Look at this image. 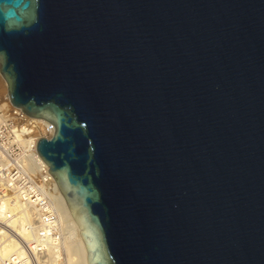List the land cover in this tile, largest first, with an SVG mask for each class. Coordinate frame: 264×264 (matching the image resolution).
I'll return each mask as SVG.
<instances>
[{
	"label": "water",
	"instance_id": "1",
	"mask_svg": "<svg viewBox=\"0 0 264 264\" xmlns=\"http://www.w3.org/2000/svg\"><path fill=\"white\" fill-rule=\"evenodd\" d=\"M0 74L88 264H264V0H0Z\"/></svg>",
	"mask_w": 264,
	"mask_h": 264
},
{
	"label": "built area",
	"instance_id": "2",
	"mask_svg": "<svg viewBox=\"0 0 264 264\" xmlns=\"http://www.w3.org/2000/svg\"><path fill=\"white\" fill-rule=\"evenodd\" d=\"M54 132L51 122L29 117L0 92V203L10 207L0 211V264H69L57 183L37 152L38 140ZM11 243L16 250L4 258Z\"/></svg>",
	"mask_w": 264,
	"mask_h": 264
},
{
	"label": "bare ground",
	"instance_id": "3",
	"mask_svg": "<svg viewBox=\"0 0 264 264\" xmlns=\"http://www.w3.org/2000/svg\"><path fill=\"white\" fill-rule=\"evenodd\" d=\"M5 97L6 99H8V96ZM55 203L58 211L60 212L62 221L69 232V236L66 242V252L68 255L69 264H88L87 248L80 234L79 226L70 211L67 200L65 199V197L63 196V194L61 193L58 187L55 193ZM9 209L10 207L8 203H6L5 201L0 203L1 212H8ZM15 250H16V244L11 243L8 246L4 247L2 251V256L4 258L8 257Z\"/></svg>",
	"mask_w": 264,
	"mask_h": 264
},
{
	"label": "rangeland",
	"instance_id": "4",
	"mask_svg": "<svg viewBox=\"0 0 264 264\" xmlns=\"http://www.w3.org/2000/svg\"><path fill=\"white\" fill-rule=\"evenodd\" d=\"M2 77H0V92H1V94L5 97V96H8V85H7V82L4 80L3 81V79L4 78H2Z\"/></svg>",
	"mask_w": 264,
	"mask_h": 264
}]
</instances>
